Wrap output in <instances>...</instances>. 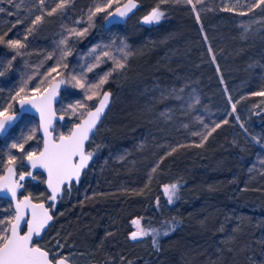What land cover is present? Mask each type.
Here are the masks:
<instances>
[{
  "label": "trees",
  "instance_id": "16d2710c",
  "mask_svg": "<svg viewBox=\"0 0 264 264\" xmlns=\"http://www.w3.org/2000/svg\"><path fill=\"white\" fill-rule=\"evenodd\" d=\"M96 1L64 0L58 8L61 0H0V35L25 44L20 55L0 44V73L14 77L10 89L0 80V112L16 111L25 64L42 68L24 96L32 97L44 91L46 69L58 58L71 68L79 51L99 41L125 43L129 52L98 88L89 85L104 73L73 75L84 87L61 89L58 113L70 115L62 102L87 106L75 119L63 115L57 136L84 117L100 91L113 97L87 144L94 153L89 167L56 207L42 173L25 182L22 194L45 201L53 215L36 243L72 264H264V96L252 94L264 91V5L238 12L224 0H137L124 24L105 28L106 13L89 20ZM157 6L164 15L145 24ZM36 16L42 19L33 25ZM64 38L66 55L59 56ZM25 120L32 137L17 141L11 132ZM41 147L38 121L24 115L0 136V176L9 164L27 172V154ZM173 184L170 203L165 188ZM13 216L12 203L0 198V228L9 231ZM137 218L145 233L133 240Z\"/></svg>",
  "mask_w": 264,
  "mask_h": 264
},
{
  "label": "snow or ice",
  "instance_id": "6c2138e0",
  "mask_svg": "<svg viewBox=\"0 0 264 264\" xmlns=\"http://www.w3.org/2000/svg\"><path fill=\"white\" fill-rule=\"evenodd\" d=\"M11 2V0H9ZM43 3V0H40ZM189 4L192 3V0H187ZM264 5V0H256V2L252 5L253 8L260 7ZM18 6V5H17ZM107 6H111V0H109V4ZM58 8L64 7V0H61V3L57 5ZM136 5L134 3L129 2V4L124 6V10H120L117 8V14L120 17L126 16L128 12L135 8ZM193 7H195L193 5ZM230 10V9H225ZM251 10V9H249ZM5 9L0 7V12H4ZM56 9H52L51 12L48 14L51 15L52 12H55ZM96 12L104 11V8L97 7L95 9ZM11 14V13H9ZM95 13H89V20H92V17ZM244 15L245 13H240ZM112 16V13L108 14ZM164 15L162 11L159 10V7L153 8L152 11L143 18V22L145 24H152L153 22L158 23L161 17ZM41 16H36L35 19L32 21V24L35 25L41 21ZM199 19V17H197ZM20 23V21H18ZM15 27V25H13ZM11 31V29H9ZM33 31L32 27L27 29V32L31 34ZM84 31H87L85 29ZM77 35H82L83 33H76ZM8 33L5 32L0 35V44H5L9 49H16L15 55H20L19 49L25 47V44L22 43L19 39H8L5 41V36ZM27 39V36L25 37ZM93 52L96 51L95 48L92 49ZM104 56H108V53L105 52ZM15 59V56L12 57ZM97 65L100 63V57H96ZM10 66V61H9ZM96 65L88 66L87 70L91 72L93 67ZM117 66L123 68V64H119L117 62ZM55 71V69H53ZM3 73H0L2 75ZM110 73L105 74V76L99 81V84L89 85V90L92 88H98L100 85L104 84L108 78ZM71 80L76 81V84L79 87H84L83 84L80 83V80L76 76H72ZM64 83V81H61ZM23 91V88L20 90ZM53 95L55 94L53 90ZM253 95L264 96V91L262 92H254ZM19 95V93L17 94ZM109 97V93L105 92L103 94V100H101L99 107L96 108L95 112H89L88 117L89 119L85 121V126L82 127L77 125V131H74L71 136L69 137H60V143H53L49 139L44 140V150L40 152L38 157H34V153L29 152L27 154V158L32 161V166L36 167L37 162L43 168H45L48 172L49 180L48 185L49 188L52 190V195L50 199L55 200L57 197V193L60 191V186L65 182L68 181L69 183L75 177L77 180L80 177L81 170L85 168L88 164V161L91 160L93 156V152L84 151V141L89 139V132H92L94 128H96L97 122L100 120V116L104 111V108L107 104ZM91 99V97H88ZM45 103L42 105L33 104L34 107H37L41 114V121L42 126L44 128V132L47 135H50L48 128L50 124V120L46 118V112L50 113V98H44ZM21 105L26 103H32L31 100L23 99L20 101ZM82 106V105H81ZM11 107V105H9ZM233 111H235V105H233ZM14 116H7L5 112H0V132H4L7 129V126L10 121L14 120ZM227 121H225L226 123ZM216 127H219L217 125ZM215 131V129H213ZM31 139V137H28ZM12 147L16 148L19 147L23 149V145L13 144ZM11 172V169L9 170ZM24 179V174L20 175V180ZM20 185L16 184L13 187L9 188L12 196H16L15 188L19 187ZM177 189V185H171V189L168 187L165 188L166 193H168L169 202H172V197L175 195V191ZM27 201V198H25ZM24 207H28L27 203H24ZM21 205H17V215H16V223L11 224L10 233L8 232L7 226L4 228H0V264H67V257H63L60 255V258H57V255L54 254L51 258L49 257V252L47 250L42 249L39 246H36L33 243L34 236H40L41 230L45 227L47 222L52 219V216L48 215L47 210H45L42 214V217H37L35 210L32 213V219L25 221L27 226V232L21 234L20 232V221L23 219L22 214L20 213ZM36 207H40L43 209V205H32V208L35 209ZM3 223V221H0ZM134 223H138V221H134ZM144 233L141 232H133L131 234V238L133 240L137 239L138 235H143ZM168 233L165 232L164 235ZM58 247H63L62 245L57 244Z\"/></svg>",
  "mask_w": 264,
  "mask_h": 264
},
{
  "label": "water",
  "instance_id": "95a60500",
  "mask_svg": "<svg viewBox=\"0 0 264 264\" xmlns=\"http://www.w3.org/2000/svg\"><path fill=\"white\" fill-rule=\"evenodd\" d=\"M129 2H130V0H125L122 4H120L113 11L110 12V13H112V16L107 15L105 17V19H104V27L105 28H109L110 26L115 25V24H124L129 19V17H131L133 14H135L137 12V10L140 7V2L137 1V0H131V2L136 5V7L132 8V10L130 12H128L126 16L120 17L117 14V11H116L117 8H119L120 10L123 11L124 10V6L129 4ZM61 89H62L61 81L60 80H54L49 85V87L46 90H44L42 93H40L38 95H35V96H32V97H29V98L19 99L17 101V103H16V107H17L16 112L6 114L7 116H14L15 119L9 122L6 131L0 132V136H2V137L6 136L7 133L9 132V130L14 125H16L21 120V118L24 115L33 116L38 121V133H39V136L42 139L41 150L38 153L34 154V157H38L40 152H42L44 150V140L45 139H49L53 143H57L58 144V143H60V137L61 136L69 137V136L72 135V133L74 131H77V125H80V126L84 127L85 126L84 122L89 119L88 113L90 111L91 112H95L96 108L99 107L101 100H103V94L105 92H107V93H109V97H108L107 104H106V106L104 108V111H103V113L100 116V120L97 122L96 128H94L92 130V132H89V134H88L89 135V139L84 141V151H85V153H87V144H88V142L90 141L92 136L95 134L98 126L100 125V123L102 122V120L104 119L105 115L107 114V112H108V110L110 108V105H111V102H112V97H113L112 92L110 90L103 91L101 93L99 99L96 101L95 105L93 107H91L86 112L84 117L77 124H74L71 127V130L67 134H61V135L57 136L54 133V131H53L54 126L57 123L64 122V120H65L64 116L62 114L58 113V111H57V104H58V102L60 100ZM53 90L55 92L54 95L52 94ZM46 97L50 98V108H51V112L50 113L46 112V118L50 120V124H49V128H48V131H49L50 135H47V136H46V134L44 132V128L42 126L40 111L38 110L37 107L33 106V104H37V105L44 104L45 103L44 98H46ZM23 99L31 100L32 103H26V104L21 105L20 101L23 100ZM91 161H92V158H91V160L88 161L87 166L81 170L80 177H79L78 180L74 177L70 183L68 181H65L60 186V191L57 193V197H56L55 200L50 199V197L52 195V190H51V188H49V185H48V180H49L48 172H47V170L45 168H43V167H41L39 165V162H37V166L36 167H33L32 166V161L29 160L28 158H26L24 163L29 168V171L28 172H23V173H20V174L17 172L16 166L14 164H9L5 168V170L3 171L1 176H0V198L7 199V200H9L12 203L14 216H13L11 224L12 223H16L17 205L18 204L21 205L20 213L23 216V219L20 221V232H21V234H24L25 232H27V226L25 224V221L32 219L33 210H35V212L37 214V217H42L43 212L45 210H47L48 215L52 216V219L49 220L47 222V224L45 225V227L41 230V235L40 236H34L33 237V243L36 246H39L36 242L42 238L44 233L47 231V229L49 228V226L53 222V215H52L51 207H49L45 201H35L30 195H21V193H22V191L24 189V182L29 180V179H32L35 173H38V172L42 173L44 175L45 188H46V190L49 193L48 203H51L53 207H56L57 204H58L59 197L62 196V194H63L64 188L65 187H70L72 183L79 184L81 179H82V175H83L84 171L89 167ZM10 169H11V172L9 171ZM21 174H24V179L23 180H20V175ZM16 184H18L20 186L15 188L16 196L13 197L11 192L9 191V188L15 186ZM25 198H27V201H25ZM24 203H27L28 207H24L23 206ZM32 205H36V206L43 205L44 207H43V209H41L40 207H36L35 209H33ZM11 224L9 226V231H8L9 233H10V229H11ZM137 237L139 238L140 235H138ZM42 249H44V248H42ZM49 257H50V254H49ZM67 264H72V263L67 260ZM90 264H101V263L93 262V263H90Z\"/></svg>",
  "mask_w": 264,
  "mask_h": 264
},
{
  "label": "rangeland",
  "instance_id": "374dc122",
  "mask_svg": "<svg viewBox=\"0 0 264 264\" xmlns=\"http://www.w3.org/2000/svg\"><path fill=\"white\" fill-rule=\"evenodd\" d=\"M202 1L203 0H200V2H202ZM255 2H256V0H224L223 1V3L225 4L226 7L230 8L232 10L238 11V12H245V11L253 8L252 5ZM108 4H109V0H98L95 2L94 6L92 7L91 12H94L95 13L94 15H96L99 12H96L95 9L97 7H102V8H104V11H100V12L106 13L108 15L111 11H113L116 8L115 6H117V5H115L116 3H114L113 0H111V6L110 7L107 6ZM35 10H36V8H35ZM71 41H72V43H70V45H72L74 47V45H76V44H74L73 40H71ZM65 42H67V40L64 38V39L60 40L61 44L60 43L58 44V49H59L58 55L59 56L60 55H63V56L66 55ZM93 48L96 49L95 52L92 51ZM105 52L108 53V56H104ZM128 56H129V52H128V48H127L125 43H122V42L115 43V41L114 42L113 41H107V42L106 41L105 42L99 41L94 46L88 48L87 50L82 51V52L79 51L78 56H77V59H78L77 62L78 61H80V62L71 68L70 67L67 68V64H65L63 61L65 58H58L59 60L55 61V64L52 67H50L49 69H46L47 72L49 73V77L46 78V80L43 84V86H44L43 89L46 90L54 80L64 81V83H62V89H64V90L66 89V91L69 88L70 89L71 88H78L77 84L73 85V83L71 82L72 81L71 77L73 75H83V74L90 75V74H92L93 77H95L101 73H104V75L107 73H111L112 71L119 70L120 67L117 66V62L119 64L124 65ZM96 57H100V63L98 65L96 62ZM92 65H96V66L93 67V70L91 72H89L87 70V67L92 66ZM41 69L42 68H40L38 65H35V64H25L23 66V69L20 73L19 81L17 84L19 91L23 88V91H20V93H19L20 97L18 96L20 99L30 97V96L24 97L25 95H27L31 92L30 87L32 86L33 82L30 83L29 81H32L35 77H37L41 73ZM53 69H55V71H53ZM2 73L3 74L0 75V80H2V82L5 83V85H7V87H8L7 89L12 88L14 85V84L12 85V83H11L13 74L9 73V72H2ZM42 81H40V82H42ZM33 92H35V91H33ZM101 93L102 92L100 91L99 94L96 97H94V99H96L95 101H97L99 99ZM86 100L90 101V99H86ZM63 104L66 107V109L69 111V114H70V115H67V113H66L63 115L66 118L70 116V118H73V119H75L79 115H82V113L84 112V110L87 106V105H82V107L77 106L78 105L77 100L68 101L65 103L62 102L61 105H63ZM232 108H233V106H232ZM16 110H17V107H16ZM9 113H13V112H9ZM9 113H6V114H9ZM85 114H86V112H85ZM28 122H29V120H25L19 127L14 128L12 130L11 133H13L15 135L14 138L17 141H19L20 139H25V138L28 139V137H32L31 128L33 126L30 127L29 125H27ZM134 221H138V223H134ZM131 227H132L131 234L133 232L139 233L141 231L143 233H145V229H144V226L142 224L141 218H137V219H134L133 221H131ZM143 235H140V238H142ZM73 255H74V257L78 256L80 259L83 258V254H81L80 252H77L76 255L75 254H73Z\"/></svg>",
  "mask_w": 264,
  "mask_h": 264
},
{
  "label": "flooded vegetation",
  "instance_id": "af4514ba",
  "mask_svg": "<svg viewBox=\"0 0 264 264\" xmlns=\"http://www.w3.org/2000/svg\"><path fill=\"white\" fill-rule=\"evenodd\" d=\"M70 130H71V128H70ZM70 130H69V131H70ZM67 133H68V132H67ZM67 133H64V134H67ZM27 168H28V167H27ZM28 171H29V168H28ZM28 171H27V172H28ZM17 172H18V171H17ZM18 173H19V172H18ZM21 173H23V172H21ZM19 174H20V173H19ZM35 174H36V173H35ZM35 174H34V176H35ZM34 176H33V178H34ZM82 176H83V175H82ZM25 182H26V181H25ZM25 182H24V184H25ZM72 184H73V183H72ZM72 184H71V185H72ZM23 190H24V189H23ZM22 192H23V191H22ZM21 195H23V194L21 193ZM12 207H13V206H12Z\"/></svg>",
  "mask_w": 264,
  "mask_h": 264
}]
</instances>
